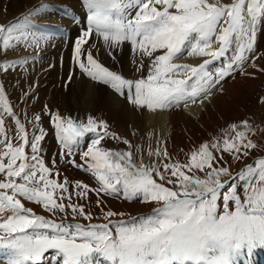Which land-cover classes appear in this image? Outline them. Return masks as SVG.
Wrapping results in <instances>:
<instances>
[{
	"label": "snow or ice",
	"instance_id": "snow-or-ice-1",
	"mask_svg": "<svg viewBox=\"0 0 264 264\" xmlns=\"http://www.w3.org/2000/svg\"><path fill=\"white\" fill-rule=\"evenodd\" d=\"M81 4L87 25L74 42V69L65 88L78 69L80 76L107 86L135 110L163 113L203 106L223 93L224 82L237 73L264 74V63H257L264 58L257 49L264 0ZM40 11L36 7L17 21L0 23V75L36 59H9L11 52L39 51L49 43V35L32 19ZM125 43L136 57V79L99 57L103 49L118 63L114 52ZM185 56L197 63H180ZM36 87L30 84L23 93L25 102ZM43 110L60 161L89 173L98 187L60 179L55 155L51 167L41 155L46 136L41 116L34 115L30 136L0 82V249L7 250L8 264H238L242 255L264 248V128L247 119L232 123L222 135L185 152L183 160L169 153L166 141H157L156 147L148 146L145 163L144 145L113 130L104 118L64 115L48 105ZM6 121L14 122V136ZM108 140L126 147L109 148ZM89 193L96 194L95 206L105 222L91 223L92 211L73 199L87 200ZM107 196L155 207L141 216L104 210ZM27 203L41 206L49 216ZM69 216L89 223H66Z\"/></svg>",
	"mask_w": 264,
	"mask_h": 264
},
{
	"label": "rangeland",
	"instance_id": "rangeland-1",
	"mask_svg": "<svg viewBox=\"0 0 264 264\" xmlns=\"http://www.w3.org/2000/svg\"><path fill=\"white\" fill-rule=\"evenodd\" d=\"M10 1L11 0H2L1 6L5 5V7H8ZM44 3L49 4L50 8L43 6L47 7L49 11L44 12L45 9L42 8L38 17H33V19L35 18L36 21H39L42 26V29L39 31L54 29L58 32L55 33V36L51 32H46V34L49 35L50 40L49 43L42 48V50L36 51L33 49L25 50L20 48L18 51L11 52L8 57L9 59H19L23 57H36V59L34 61L30 60V63L24 67H18L15 71H10L7 74L0 75V82L4 84L10 102L14 106V110L20 116L21 120L25 122L30 136L33 131L31 121L33 120L34 115L41 116L39 124L40 127L46 131L45 139L41 142V155L49 167H51V161L54 155L55 158L59 156V146L50 123L48 112L43 110L44 105H48L53 111L59 110L61 114L64 115H74L79 116L80 118H85L86 115L92 114L93 116L104 118L112 126L113 130L131 139L136 145H144L145 163H148L150 159L147 156L148 146L151 145L153 148L156 147L157 141H166L169 153L174 158L183 160L185 152H188L190 149L202 142L210 141L216 136L222 135L225 129H227L232 123H239L242 120L247 119L250 122H254L257 127L264 128V103H261V99L264 98V74L261 73H256L255 78L243 75L244 77L239 79L236 77L239 75V73H237L232 78L226 80L223 85V93H216L212 102L208 104L207 110L199 113L198 116H194L192 112H188L186 109L182 110L179 108L173 110V122L171 124H167L164 138L159 137L156 124L150 122L148 111L135 110L131 105H128L124 99L117 96L105 85L90 81L89 84L91 86L90 90L92 93L89 94L90 96L86 97L85 100L83 91L85 87H89L86 86L84 82H76L75 76L68 87H64V82L67 80L69 72L74 69L72 61V45L83 31L80 27H77L79 31L76 30V21L75 18H73V16L78 15L76 7L78 4L77 0H72L65 4L59 2L57 3L52 0H35V3L30 5L29 10L41 7ZM59 6L63 8L65 7L64 9L69 13V16L68 13L63 12ZM55 7H58L59 9L56 10ZM68 7L70 8L68 9ZM4 12L8 15L7 11ZM27 12L28 10H23L14 18H7L5 15L8 20L6 18H1L0 16V23L7 24L10 21L14 22ZM41 18L48 19L41 22L38 20ZM263 33L264 26H262L261 30L257 33L258 51H261V49L264 48V45H260L261 37L264 39ZM92 42L93 41L91 40L89 41V43ZM85 47H87V45ZM114 54L116 55L118 63L114 62L103 49L99 52V57L106 66L122 72L126 78L136 79L139 77L140 73H137L134 70L135 66L133 61L136 57L133 55L132 50H127L123 54ZM125 57L127 58L126 64H124ZM193 60L197 59L193 57ZM47 61L49 62L48 64H41L42 62L44 63ZM257 63H264V58L257 61ZM77 71L78 69L76 70L77 79H82L86 82L89 80L80 76ZM248 71H253V69L249 68ZM73 83H76L77 87L71 92L70 86ZM30 84H38V87L35 88V95L25 102L23 93L29 90ZM94 84L99 87L96 89L94 95H96L98 90L104 95L103 90L105 89L109 93V101H98L96 98L93 99ZM220 94L221 99L218 100ZM71 95L74 97L71 98ZM130 110L133 111L136 119L134 116H132L133 118L129 116ZM148 120L150 124L148 123ZM6 125L9 127V134L14 136V122L9 123L6 121ZM133 132L136 134L132 135ZM48 138H50L53 143L55 142L54 153L50 159L46 156V154L51 153V151L48 153L43 152V148L48 141ZM87 142L86 138L84 147L87 146ZM106 146L115 149H125L126 147L122 143L114 140H108L106 142ZM75 158L77 162H80L78 154ZM151 159L155 158L153 157ZM248 162H251V160ZM57 167L61 173V180L65 177L68 179L69 177L70 179L68 180L72 184L76 181H81L91 187H98L95 179L82 169L65 164L60 160L57 162ZM239 167L240 166L238 165L236 170H238ZM73 199L81 204H85L86 211L89 209L92 211L94 218L90 221L91 223L105 222L103 220V211L101 208H97L95 206V201L97 199L95 193H89L87 200H77L76 197H73ZM103 199L105 203L102 205V208L104 210L124 212L130 214L131 216L150 214L153 207H155L153 204H144L139 200L129 202L123 200L122 198H114L111 196L103 197ZM27 206L32 207L37 214L49 216V214L46 213L41 206L32 203H27ZM60 218V214L55 217L57 220ZM128 218L129 216L126 215L123 217H114L113 219ZM65 222L83 224L89 223V221H85L79 216H77L76 220H72L71 216H69ZM259 249L261 250L263 248H257V250ZM50 254L51 253L46 255ZM256 255L258 257L259 253L257 252Z\"/></svg>",
	"mask_w": 264,
	"mask_h": 264
},
{
	"label": "bare ground",
	"instance_id": "bare-ground-1",
	"mask_svg": "<svg viewBox=\"0 0 264 264\" xmlns=\"http://www.w3.org/2000/svg\"><path fill=\"white\" fill-rule=\"evenodd\" d=\"M2 0H0V16H1V18H14V17H16L19 13H21L23 10L24 11H26V10H28L29 11V7H30V5H33L34 3H35V0H11L10 1V3L8 4V7H5V5H2L1 6V2ZM52 1H56L57 3L59 2V3H63V4H65V3H69L70 1H72V0H52ZM77 5H76V7H77V10H78V15H76V16H73V18H75V21H76V30L77 31H79L78 29H77V27H84V25H87V22H86V15L84 14V12H83V7H82V4H81V2L79 1V0H77ZM43 6H47V7H49L50 8V6H49V4H46V3H44V4H42L41 5V9L42 8H44L45 9V11L44 12H47V11H49L48 9H47V7H43ZM56 8V10H58L59 8L58 7H55ZM65 8V7H64ZM4 9H7L6 11L8 12L7 14L8 15H6L5 14V12L3 11ZM16 10V11H15ZM5 15H6V17H5ZM23 16V15H22ZM0 18V19H1ZM6 18V19H7ZM33 19V18H32ZM48 18H41V19H38V20H40L41 22H43V21H46ZM5 20V19H4ZM8 20V19H7ZM34 21H36V19L34 18L33 19ZM16 21H17V19H16ZM37 23H38V21H36ZM49 22H51V21H49ZM39 29L38 30H41L42 29V26L39 24ZM85 28V27H84ZM80 33V32H79ZM81 34V33H80ZM264 34V33H263ZM127 45H128V47H127ZM260 45L261 46H263L264 45V39L261 37V39H260ZM74 46V44L72 45V47ZM130 45L129 44H127V43H125L123 46H122V48L121 49H119V50H116L114 53H117V54H123V53H125L127 50H129V51H131L132 49H130ZM259 52H264V48H262L261 49V51H259ZM125 60H124V64H126V60H127V58L125 57L124 58ZM180 63H197V60H193V57L191 58V57H187V56H185L182 60H180L179 61ZM49 62L47 61V62H42L41 64L43 65V64H48ZM78 72V71H77ZM236 77H238V79L239 78H241V77H244L243 75H238V76H236ZM237 80V79H236ZM75 81L76 82H84L85 84H86V86H88L89 88H87V87H85L84 88V91H83V94H84V99L86 100V97H89L90 95L89 94H91L92 92H91V86H90V84H89V82H90V80H88L87 82L86 81H84V80H82V79H77V75L75 76ZM77 87V84L76 83H73L71 86H70V91L72 92V91H74L75 90V88ZM87 88V89H86ZM97 88H99V87H97V86H95V84L93 85V99L94 98H96L98 101H109L108 99H109V93H108V91L107 90H103L104 91V95L102 94V92L101 91H97V93H96V95H94V93H95V91H96V89ZM110 89V88H109ZM111 90V89H110ZM250 90H251V88H250ZM216 95V94H215ZM215 95L211 98V100L210 101H206L205 102V104L203 105V106H201V105H190L186 110L188 111V112H192L193 113V115L194 116H198L199 115V113H201V112H203V111H205V110H207V107H208V104H210L211 102H212V99L215 97ZM72 97H74L73 95H71V98ZM221 99V94L219 95V97H218V100H220ZM73 100V99H72ZM74 101V100H73ZM87 106V105H86ZM226 106V105H225ZM125 107V106H124ZM79 109V108H78ZM181 109L182 110H184L185 108H183V107H181ZM129 116L130 117H132V116H134V113H133V111L132 110H130V113H129ZM173 116H174V113H172V111H170V112H163V113H161V112H157V113H151V112H148V117H149V119H150V122L151 123H153V124H156V126H157V128H158V135H159V137H162V138H164V135H165V129L167 128V124L169 123V124H171L172 122H173ZM135 117V116H134ZM133 118V117H132ZM138 118V117H137ZM135 119H136V117H135ZM148 123H149V120H148ZM150 124V123H149ZM170 127V126H169ZM47 146H51V139L50 138H48V141L46 142V144H45V146H44V148H43V152H45V153H48V147ZM46 156H47V154H46ZM51 158V157H50ZM48 160V159H47ZM56 160H57V162L60 160L59 159V156H57V158H56ZM68 179H70L69 177H68ZM124 202V201H123ZM125 204V203H124ZM123 204V205H124ZM130 205V204H129ZM113 206H115V205H113ZM116 206H118V205H116ZM125 206V205H124ZM123 207V206H122ZM137 207H140V206H137ZM114 208V207H113ZM116 208V207H115ZM264 251H260V253L263 255L264 253H263ZM260 253H259V255H258V257H257V252H254V251H252L251 253H246V254H244V255H242L241 257H240V260L238 261V264H264V262H262V263H260ZM8 259H9V257H8V253L6 252V253H0V260H2L3 262H6V264H8ZM261 259H264V257H261ZM254 262H257V263H254Z\"/></svg>",
	"mask_w": 264,
	"mask_h": 264
},
{
	"label": "crops",
	"instance_id": "crops-1",
	"mask_svg": "<svg viewBox=\"0 0 264 264\" xmlns=\"http://www.w3.org/2000/svg\"><path fill=\"white\" fill-rule=\"evenodd\" d=\"M54 143H55V142H54ZM54 143L51 141V146H50V147L47 146V147H48V152L51 151V153L47 154V157H48L49 159H50V157L52 156V154L54 153V148H55ZM49 159H48V160H49Z\"/></svg>",
	"mask_w": 264,
	"mask_h": 264
}]
</instances>
